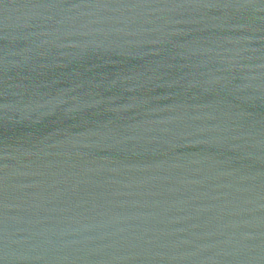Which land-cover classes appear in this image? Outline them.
<instances>
[{
    "label": "water",
    "instance_id": "1",
    "mask_svg": "<svg viewBox=\"0 0 264 264\" xmlns=\"http://www.w3.org/2000/svg\"><path fill=\"white\" fill-rule=\"evenodd\" d=\"M0 264H264V0H0Z\"/></svg>",
    "mask_w": 264,
    "mask_h": 264
}]
</instances>
